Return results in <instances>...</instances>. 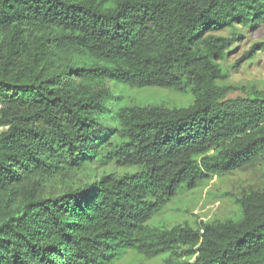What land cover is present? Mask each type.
I'll return each mask as SVG.
<instances>
[{
    "label": "trees",
    "instance_id": "obj_1",
    "mask_svg": "<svg viewBox=\"0 0 264 264\" xmlns=\"http://www.w3.org/2000/svg\"><path fill=\"white\" fill-rule=\"evenodd\" d=\"M238 25H264V0H0V264H264V90L229 98ZM239 174L232 216L149 225Z\"/></svg>",
    "mask_w": 264,
    "mask_h": 264
},
{
    "label": "rangeland",
    "instance_id": "obj_2",
    "mask_svg": "<svg viewBox=\"0 0 264 264\" xmlns=\"http://www.w3.org/2000/svg\"><path fill=\"white\" fill-rule=\"evenodd\" d=\"M238 33L240 37L232 45V53L227 58L224 66L230 72L228 84L234 86L235 89L229 94V98L245 96V92L241 89L258 88L264 90V49L263 47L254 50L258 55L253 60H245L237 68H234L236 61L241 59L243 55L252 49L256 43H264V25L257 29L243 28L237 26L234 30H227L223 35L232 36ZM114 89L116 96L123 95L124 102H133L139 105H167L187 106L190 102V96L182 95L171 90L158 88H145L142 90H125L120 92L121 88H117L116 83H109ZM109 115L104 118V123H108ZM112 170V169H109ZM143 172L142 169L122 168L119 173H136ZM103 170L101 171V173ZM241 177L229 176L225 179L215 177L209 186L198 188L187 195H182L179 199H174L163 211L162 214L155 216L150 220L149 225L152 227L170 228L176 224L188 221L194 224L196 220H208L210 218H226L230 217L237 211L236 205L233 203L235 195L240 193ZM182 198V199H181ZM163 256L147 259L138 254L134 250H126L125 254L115 262V264H164Z\"/></svg>",
    "mask_w": 264,
    "mask_h": 264
}]
</instances>
